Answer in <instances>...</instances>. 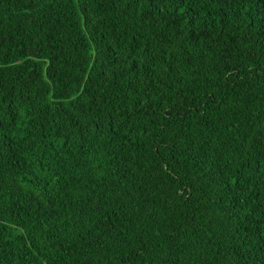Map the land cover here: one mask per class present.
I'll list each match as a JSON object with an SVG mask.
<instances>
[{
  "label": "trees",
  "instance_id": "16d2710c",
  "mask_svg": "<svg viewBox=\"0 0 264 264\" xmlns=\"http://www.w3.org/2000/svg\"><path fill=\"white\" fill-rule=\"evenodd\" d=\"M0 264H264V0H0Z\"/></svg>",
  "mask_w": 264,
  "mask_h": 264
}]
</instances>
